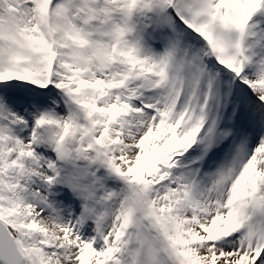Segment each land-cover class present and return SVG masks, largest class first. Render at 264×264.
Wrapping results in <instances>:
<instances>
[{"label":"snow or ice","instance_id":"6c2138e0","mask_svg":"<svg viewBox=\"0 0 264 264\" xmlns=\"http://www.w3.org/2000/svg\"><path fill=\"white\" fill-rule=\"evenodd\" d=\"M0 264H264V0H0Z\"/></svg>","mask_w":264,"mask_h":264}]
</instances>
